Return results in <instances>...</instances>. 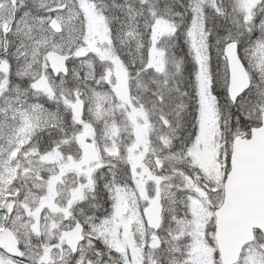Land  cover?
<instances>
[{
    "label": "snow or ice",
    "instance_id": "snow-or-ice-1",
    "mask_svg": "<svg viewBox=\"0 0 264 264\" xmlns=\"http://www.w3.org/2000/svg\"><path fill=\"white\" fill-rule=\"evenodd\" d=\"M0 264H264V0H0Z\"/></svg>",
    "mask_w": 264,
    "mask_h": 264
}]
</instances>
